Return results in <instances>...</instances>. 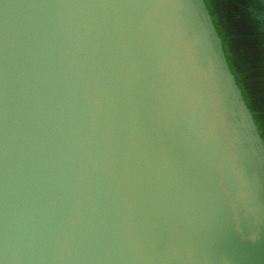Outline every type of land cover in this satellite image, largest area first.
Returning <instances> with one entry per match:
<instances>
[{
  "label": "water",
  "instance_id": "obj_1",
  "mask_svg": "<svg viewBox=\"0 0 264 264\" xmlns=\"http://www.w3.org/2000/svg\"><path fill=\"white\" fill-rule=\"evenodd\" d=\"M0 264H264V0H0Z\"/></svg>",
  "mask_w": 264,
  "mask_h": 264
}]
</instances>
